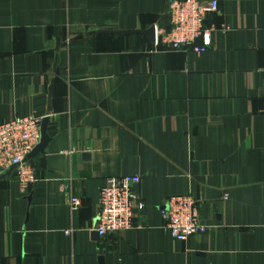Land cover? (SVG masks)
Wrapping results in <instances>:
<instances>
[{
    "label": "crops",
    "instance_id": "0c3cea01",
    "mask_svg": "<svg viewBox=\"0 0 264 264\" xmlns=\"http://www.w3.org/2000/svg\"><path fill=\"white\" fill-rule=\"evenodd\" d=\"M168 1L0 0V122L50 118L37 182L0 174V264H264V0H218L206 51H148ZM123 175L144 208L102 238L99 191ZM176 195L208 226L185 241Z\"/></svg>",
    "mask_w": 264,
    "mask_h": 264
},
{
    "label": "built area",
    "instance_id": "2783aa9c",
    "mask_svg": "<svg viewBox=\"0 0 264 264\" xmlns=\"http://www.w3.org/2000/svg\"><path fill=\"white\" fill-rule=\"evenodd\" d=\"M218 7V0H169L170 27H156L155 45L206 51L213 44L216 27H206L205 20ZM42 119L29 115L0 122V174L14 169L23 189H28L38 180L27 157L41 141ZM140 182L139 175L108 177L99 191L96 213V231L100 237L134 226L137 211L144 208V202L135 189ZM69 204L77 210L82 199L72 195ZM163 218L172 238L179 241H185L208 227L201 218L200 203L193 195L170 197L163 208Z\"/></svg>",
    "mask_w": 264,
    "mask_h": 264
},
{
    "label": "water",
    "instance_id": "95a60500",
    "mask_svg": "<svg viewBox=\"0 0 264 264\" xmlns=\"http://www.w3.org/2000/svg\"><path fill=\"white\" fill-rule=\"evenodd\" d=\"M105 32H110L105 30ZM129 31H122V32H116V34L118 35H122V34H126ZM141 32L144 35V38L147 42V49L148 51H151L155 45V41H156V27L152 26L151 28L144 30V31H138ZM50 121L49 117H45L42 119V123H41V134H42V138L40 143L36 146V148L28 155L27 159L33 157V156H38L42 153H44L46 145L50 139V136L48 134L47 131V126L48 123Z\"/></svg>",
    "mask_w": 264,
    "mask_h": 264
}]
</instances>
